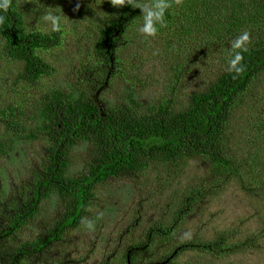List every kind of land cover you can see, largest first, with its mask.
<instances>
[{"label": "trees", "instance_id": "trees-1", "mask_svg": "<svg viewBox=\"0 0 264 264\" xmlns=\"http://www.w3.org/2000/svg\"><path fill=\"white\" fill-rule=\"evenodd\" d=\"M104 1L111 5L115 0ZM156 2L124 0L114 11L115 16L98 28L91 51L76 68L74 82L35 97L31 108L14 103L0 107V158L22 153L18 148L26 144L33 147V152L38 151L34 174L23 182L22 190L13 189L4 197L3 187L0 188V264H81L50 249L63 241L67 229L83 222L93 206L96 185L133 180L149 167L163 163L181 167L188 160L204 158L225 170L236 164L226 146L227 131L235 108L251 95L253 82L264 75V38L234 47V39L240 33L234 32L241 22L239 17H225L216 25L206 21L217 13L218 0H166L171 6L165 12V26L157 25L158 32L172 35L175 31L181 34L178 36L183 43L200 42L206 50L219 54L224 68L205 89L189 96L184 110L176 106L182 71L171 80L167 96L144 105L136 98L137 83L125 76L121 52L128 42L123 38L143 17L136 4ZM232 2L236 7L243 5L240 0ZM259 7L242 20L243 26H264V14L257 13ZM76 9L80 11L81 5ZM0 15L6 17L0 25V49L18 66L14 81L21 83L16 88L26 84L38 89L35 85L44 76L54 74L41 52L59 46L63 31L43 33L32 27L20 0H11L6 12L0 9ZM195 30L197 34L190 36ZM238 52L243 55V71L239 74L230 70V61ZM115 86L120 96L104 98L103 93ZM263 127L264 123L258 126ZM82 145L87 146L83 171L72 176L69 170L73 153ZM231 174L225 171L223 175L230 179ZM221 184L201 179L186 193L179 216L218 191ZM256 189L263 192L264 187ZM52 197L62 203L57 221L40 235L21 238L40 206ZM149 231V242L155 234L170 233L163 226ZM227 238L221 234L209 242L193 239L172 251L193 248L215 257L238 253L241 247L228 245ZM146 246L144 240L128 247L124 264H138L135 253Z\"/></svg>", "mask_w": 264, "mask_h": 264}, {"label": "rangeland", "instance_id": "rangeland-1", "mask_svg": "<svg viewBox=\"0 0 264 264\" xmlns=\"http://www.w3.org/2000/svg\"><path fill=\"white\" fill-rule=\"evenodd\" d=\"M20 1L32 27L43 33L63 31L59 46L41 52L54 74L44 76L35 85L38 89L28 88L26 84L16 88V84L21 83L14 81L18 66L0 49V107L14 103L28 109L35 97L75 81L76 68L91 51L98 28L115 16L114 11L122 3L119 0L111 5L104 0ZM232 1L218 0L217 13L209 16L207 23L216 25L234 15L241 21L234 31L235 34L240 32L237 39L248 34L244 46L264 38L263 24L243 26L244 19L247 20L255 8L264 5V0H240L243 5L237 7ZM78 4L80 11L76 9ZM49 13L60 18L58 28L54 29L52 22L45 20ZM257 13L264 14V8L259 7ZM138 21L139 24L123 38L128 42L121 52L125 76L137 83L134 85L137 100L144 105L158 102L168 95L171 80L182 71L180 83H177L176 106L184 110L189 96L205 89L224 68L222 59L198 41L188 44L184 40L183 43L181 34L178 33L179 37L175 31L172 35L157 32L154 37L145 36L139 31L143 17ZM179 21H182L180 17ZM196 34L197 30L190 36ZM253 83L251 95L235 108L227 131L226 146L236 162L233 167L225 170L204 158L188 160L181 167L163 163L149 167L133 180H110L107 184L96 185L92 192L93 206L83 222L67 229L63 241L50 251L81 264H124L122 259L127 262L128 247L145 240L147 246L135 253L138 264H264V190L256 189L264 187V127L258 128L264 123V75ZM119 94L115 86L103 93V97L114 99ZM20 147L18 151L22 153L0 158V188L3 187L4 197L13 189L22 190L23 182L34 174L38 151L33 152V147L28 144ZM86 149L87 146L82 145L74 151L70 175L82 174ZM225 171L232 172L233 177L225 178ZM203 178L223 184L218 191L179 216L186 193ZM60 203L56 197L46 200L30 221L31 226L25 233L21 232V238L26 240L34 233L45 232L57 221ZM154 226L167 227L170 233L155 234L149 242V230ZM221 234L227 235L228 245L241 247L238 253L215 257L193 248L172 251L190 240L209 242ZM243 244L246 245L244 250Z\"/></svg>", "mask_w": 264, "mask_h": 264}, {"label": "clouds", "instance_id": "clouds-1", "mask_svg": "<svg viewBox=\"0 0 264 264\" xmlns=\"http://www.w3.org/2000/svg\"><path fill=\"white\" fill-rule=\"evenodd\" d=\"M119 2L123 3L124 0H119ZM11 0H0V9L3 11H7L10 6ZM171 5L166 2V0H157L154 4H141L137 3L136 7L142 11L143 16V25L139 28V31L145 36L154 37L158 32V27L165 26V12ZM6 17L4 15H0V25L4 24ZM59 17L49 13L45 16V20L51 21L54 29L58 28ZM248 39V34L244 33L240 36L234 47H241L245 41ZM243 60V55L241 53H236L234 58L230 61V70H234L237 74L243 71V67L241 66V61ZM91 227V224L88 225Z\"/></svg>", "mask_w": 264, "mask_h": 264}]
</instances>
